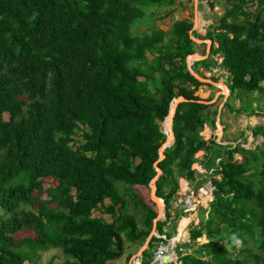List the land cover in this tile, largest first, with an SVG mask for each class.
<instances>
[{
  "label": "trees",
  "instance_id": "16d2710c",
  "mask_svg": "<svg viewBox=\"0 0 264 264\" xmlns=\"http://www.w3.org/2000/svg\"><path fill=\"white\" fill-rule=\"evenodd\" d=\"M222 1L224 15L205 35L209 56L193 71H226L228 102L241 105L225 108L255 115L252 95L264 94V0ZM172 2L0 0V264H32L50 249L68 256L64 264L115 262L125 240L143 244L153 228L152 202L132 188L149 190L155 178L166 217L180 179L195 187L209 180L213 188L209 219L191 225L189 243L178 246L203 236L205 252L178 251L180 264H264V141L245 149L204 140L203 124L214 126L216 110L194 95L202 83L186 68L191 22L131 33L134 22L147 20L143 7ZM179 98L174 141L161 159L160 124ZM250 132L264 139V126ZM195 163L211 171L208 179ZM163 225H154L159 234ZM21 231L29 235L17 239Z\"/></svg>",
  "mask_w": 264,
  "mask_h": 264
},
{
  "label": "rangeland",
  "instance_id": "374dc122",
  "mask_svg": "<svg viewBox=\"0 0 264 264\" xmlns=\"http://www.w3.org/2000/svg\"><path fill=\"white\" fill-rule=\"evenodd\" d=\"M226 7L227 3L222 0H173L172 5L166 6L164 8H157L155 6L143 7V19L147 20L144 24H141L137 21L134 22L131 27V33L139 35L153 29H162L167 32L170 30L172 24L176 21L186 20L191 22L192 28L190 30V38L194 42V53L186 58V68L198 81L202 83V85L197 88L194 95L198 97L202 104L209 106V112L216 110L214 126L211 127L204 123L202 128V136L206 141L213 139L217 145L228 146L232 144L234 146L238 143L240 145L242 144L241 146L245 149H253L264 141L263 138L251 136L250 132V130L255 126H264V100L262 97L264 94L261 92H256L252 95V98L255 100L251 103V105L256 111L255 115L247 116L244 113L236 114L234 112L228 111L227 108H225V104L228 102L230 95L227 85V72L216 68L208 73L205 72L201 67L198 68L197 74L193 71V64L195 62L203 60L209 56L210 41L205 38V35L212 30L213 26L219 23L220 18L224 15ZM245 8L250 12H254L256 7L252 6L251 3H248L247 7L245 6ZM148 58L151 57L148 56ZM216 60L220 61L218 58H216ZM211 78H215L216 81H212ZM258 97H261L260 100ZM250 99L251 98H244L243 101L249 103ZM180 100L181 99L179 98L177 101L173 102V107L171 106V109H173L174 105ZM228 103H232L235 108H238L241 105L240 100L234 97H232ZM260 113L263 114L259 115ZM166 120L160 124L161 131L166 135V142L159 149L161 158L163 157L162 155L164 149L171 146V144L167 145V141H169L168 137L171 138L169 130L171 126L170 124L169 126L166 124ZM76 138L79 139L78 136H76ZM216 151L222 154L224 149L220 148L216 149ZM203 153L204 152L202 151L196 153L195 159L201 160ZM238 158L239 157L235 155V159L238 160ZM218 161L219 160L216 159L215 163H218ZM192 166L194 170H197V173L200 175L205 174V176H207L206 179L209 178L211 171H209L207 175L202 169L203 167L201 168L196 163ZM219 177L220 176L217 175L214 178L219 179ZM200 178L201 176L198 179L196 177L195 181L200 180ZM208 182L209 180H207L202 185L203 188L208 186ZM186 183L188 182H186L184 179H180L178 181V189L172 201V206L170 207L169 212L167 210L169 217H166V215L163 213V209L165 210L163 200L161 202L155 200L156 196L154 194V180L151 181V188L149 187V190L146 188H132L135 193L140 198H142L143 201L146 202L149 198L152 202L150 207L156 212V217L153 220V228L143 244L138 242L132 243L128 240H125L123 237L125 240L123 255L111 264L136 263V260L139 259L140 252L147 249V242L150 240L151 236L153 234L155 235L157 232L154 225L156 226L157 222L159 221L164 223L162 231L167 233V242H170V240H173L172 238H175L177 240V246L189 243L186 239V237L189 238V224L193 222L192 225L196 226L198 225L199 221H207V219H209L208 208L209 202L213 199V195L209 197V193L203 190L202 193L204 196H202L201 192L199 191L200 187H195V185L192 184L186 188ZM42 198H46V196L43 194ZM107 203L108 201L104 202V204ZM176 203L179 206L172 209V207L176 206L174 205ZM185 208H187L186 212H184ZM97 213L98 212L95 211L93 215H96ZM175 213L176 215L179 214L180 217H178V215L176 216ZM134 214L139 226H141L140 222L138 221L139 214ZM101 217L104 222H110V218L108 216L103 215ZM177 234H179L178 237H176ZM28 235L29 232L21 231L17 233L15 237L20 239ZM204 243H206V240L202 236L196 240L195 244L188 246V249L184 247L180 248L181 257L186 254L201 256L205 252V248H202L201 246ZM175 254L177 256L176 249ZM67 259L68 256L64 255L61 249H50L47 252H39L33 259L32 264H64ZM175 262L176 261H174V264H180L178 260L177 263Z\"/></svg>",
  "mask_w": 264,
  "mask_h": 264
},
{
  "label": "built area",
  "instance_id": "2783aa9c",
  "mask_svg": "<svg viewBox=\"0 0 264 264\" xmlns=\"http://www.w3.org/2000/svg\"><path fill=\"white\" fill-rule=\"evenodd\" d=\"M197 172V170H196ZM188 184L186 183V188ZM202 189H205L208 193H211L212 188L208 185L205 188H201L199 191H202ZM180 202V200H179ZM176 205L173 208H177L179 205L176 203ZM164 232L161 235H154L157 238L160 239V242L155 243L154 249L151 253L150 259L146 264H174V261L178 260L179 254L178 251H180L179 248H177V243L173 240H170V242H167V238L164 235ZM166 242V243H165ZM188 242V241H187ZM175 249L177 250V256L175 254ZM166 257L165 260H163ZM144 258L142 255L139 254V259L136 260V263L133 264H142Z\"/></svg>",
  "mask_w": 264,
  "mask_h": 264
},
{
  "label": "clouds",
  "instance_id": "9594fccd",
  "mask_svg": "<svg viewBox=\"0 0 264 264\" xmlns=\"http://www.w3.org/2000/svg\"><path fill=\"white\" fill-rule=\"evenodd\" d=\"M171 119H172V118H171ZM171 132H172V130H171ZM241 145H242V144H241ZM200 167H201V166H200ZM201 168H202V167H201ZM202 169H203V168H202ZM203 170H204V169H203ZM195 171H196V170H195ZM204 171H205V170H204ZM187 184H188V183H187ZM208 185L211 187V185H210L209 182H208ZM188 186H189V184H188ZM201 188H203V186H201L200 189H201ZM211 188H212V187H211ZM203 190H205V189H202V191H200L201 194H202V196H204V194L202 193ZM192 192H193V191H192ZM206 192H207V191H206ZM193 194H194V193H193ZM211 195H212V190H211V193H209V197H210ZM156 198H157V197H156ZM158 199H160V198H158ZM160 200H161V199H160ZM209 203H210V202H209ZM172 209H173V207H172ZM182 210H183V209H182ZM188 210H189V209H188ZM186 211H187V208L184 209V212H186ZM165 212H166V211L163 209V213L166 215ZM168 212H169V210H168ZM175 215H176V213H175ZM177 215H178V217H180L179 214H177ZM191 225H192V223L189 224V227H190ZM155 232H156V231H155ZM162 233H163V231H162ZM162 233H161V234H162ZM155 234H156V235H161V234H159L158 232H156ZM164 235H165L166 238H168V236H166L167 233H164ZM178 236H179V235L177 234L176 237H178ZM151 237H155V238H157L156 236H154V234H153ZM180 237H181V236H180ZM181 238H182V237H181ZM179 239H180V238H179ZM174 240L176 241L175 238H174ZM149 242H150V241L147 242V244H146V248H147V245H148ZM156 242H160V239L157 238V240H155V241L153 242V249H154V246H155V243H156ZM178 246H179V245H178ZM147 249H148V248H147ZM147 249H145V250H147ZM153 249L150 250L151 253H152ZM143 251H144V250H143ZM143 251L140 252V255H142V252H143ZM150 256H151V255H150ZM143 258H144V257H143ZM144 260H145V258H144ZM147 262H148V261H147ZM147 262H146V263H147ZM146 263H145V264H146ZM24 264H27V262H25Z\"/></svg>",
  "mask_w": 264,
  "mask_h": 264
},
{
  "label": "bare ground",
  "instance_id": "6f19581e",
  "mask_svg": "<svg viewBox=\"0 0 264 264\" xmlns=\"http://www.w3.org/2000/svg\"><path fill=\"white\" fill-rule=\"evenodd\" d=\"M171 112V114L169 113V116L167 117V120H166V124H168V126H169V124H170V126H171V116H172V113H173V109L170 111ZM170 130V132H171V128L169 129ZM172 133H170V136H171V138L170 137H168V140L170 141V140H172L173 138V136L171 135ZM154 199V198H153ZM156 201H158L157 199H155Z\"/></svg>",
  "mask_w": 264,
  "mask_h": 264
},
{
  "label": "water",
  "instance_id": "95a60500",
  "mask_svg": "<svg viewBox=\"0 0 264 264\" xmlns=\"http://www.w3.org/2000/svg\"><path fill=\"white\" fill-rule=\"evenodd\" d=\"M180 99H181V100H180V101H178V102H181V101H183V99H182V98H180ZM176 101H177V100H176ZM178 102H177V103H178ZM177 103H176V104H177ZM176 104L174 105V108H173V113H174V109H175V106H176ZM172 107H173V106H172ZM170 110H171V109H170ZM170 110H169V112H170ZM173 113H172V116H173ZM168 115H169V113H168ZM168 115H167V116H168ZM172 116H171V118H172ZM166 118H167V117H166ZM166 118H165V120H166ZM172 138H173V137H172ZM173 141H174V139H172V142L170 143L171 145H172ZM170 144H168V143H167V145H170ZM162 158H163V157H162ZM162 158H161V159H162ZM158 172L160 173V171H159V170H158ZM154 181H155V179H154ZM154 187H155V185H154ZM165 259H166V257H165L163 260H165Z\"/></svg>",
  "mask_w": 264,
  "mask_h": 264
},
{
  "label": "crops",
  "instance_id": "0c3cea01",
  "mask_svg": "<svg viewBox=\"0 0 264 264\" xmlns=\"http://www.w3.org/2000/svg\"><path fill=\"white\" fill-rule=\"evenodd\" d=\"M169 116V115H168ZM171 133V132H170ZM172 135V134H171ZM197 220V219H196ZM193 223V222H192ZM179 235V234H178ZM186 239L188 240V237H186ZM175 263H177V260H176V262Z\"/></svg>",
  "mask_w": 264,
  "mask_h": 264
}]
</instances>
